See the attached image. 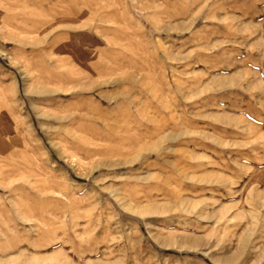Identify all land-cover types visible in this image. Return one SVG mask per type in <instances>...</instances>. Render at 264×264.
<instances>
[{
    "label": "rangeland",
    "instance_id": "rangeland-1",
    "mask_svg": "<svg viewBox=\"0 0 264 264\" xmlns=\"http://www.w3.org/2000/svg\"><path fill=\"white\" fill-rule=\"evenodd\" d=\"M0 264H264V0H0Z\"/></svg>",
    "mask_w": 264,
    "mask_h": 264
}]
</instances>
